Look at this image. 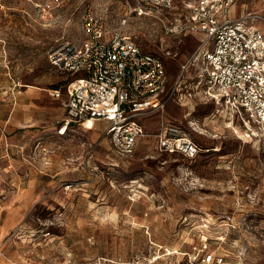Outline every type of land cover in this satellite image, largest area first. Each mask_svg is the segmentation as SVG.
Segmentation results:
<instances>
[{
    "label": "rangeland",
    "instance_id": "obj_1",
    "mask_svg": "<svg viewBox=\"0 0 264 264\" xmlns=\"http://www.w3.org/2000/svg\"><path fill=\"white\" fill-rule=\"evenodd\" d=\"M231 8L264 16V0H236ZM89 9L105 16L108 29L127 16L125 0H68L48 18L24 0H8L0 19V264L129 258L150 241L182 252L197 243L264 264V143L243 123L215 113L213 103L176 98L141 118L146 136L130 157L113 152L104 123L64 126L65 100L50 91L73 77L49 52L83 41ZM252 23L264 32V20ZM123 31L163 59L171 83L203 37L167 34L159 20L139 15ZM162 120L193 138L198 156L160 152ZM179 262L186 264L182 254L155 264Z\"/></svg>",
    "mask_w": 264,
    "mask_h": 264
},
{
    "label": "built area",
    "instance_id": "obj_2",
    "mask_svg": "<svg viewBox=\"0 0 264 264\" xmlns=\"http://www.w3.org/2000/svg\"><path fill=\"white\" fill-rule=\"evenodd\" d=\"M7 1L0 0V19ZM24 1L48 18L68 0ZM235 3L236 0H125L127 16L112 29L107 28L102 13L86 10L83 41L79 45L66 41L49 52L51 63L73 77L64 89L50 91L53 97L66 94L64 126L73 121L93 129L96 123H104L103 135L113 152L130 157L146 136L141 118L164 112L177 98L183 105L215 104V113L223 111L231 121H240L247 134L262 138L264 143V32L252 23L264 20V16L245 12L233 17L231 7ZM132 15L159 20L167 34L203 36L181 62L174 83L170 82L163 59L144 51L123 31ZM156 138L160 152L192 159L201 151L181 127L164 120ZM180 254L186 264H247L197 243L182 252L154 241L129 258L97 255L69 264H155Z\"/></svg>",
    "mask_w": 264,
    "mask_h": 264
},
{
    "label": "crops",
    "instance_id": "obj_3",
    "mask_svg": "<svg viewBox=\"0 0 264 264\" xmlns=\"http://www.w3.org/2000/svg\"><path fill=\"white\" fill-rule=\"evenodd\" d=\"M234 7V6H233ZM232 9V8H231ZM245 12H248V11H245V10H243L242 12H240V13H237V11L236 10H231V15L233 16V17H237V16H240L241 14H243V13H245ZM188 55H186L184 58H183V60L181 61V62H183L184 60H185V58L187 57ZM181 62H180V64H181ZM68 75L69 76H71L70 75V73H68ZM72 77V76H71ZM32 87H35V86H32ZM54 89H57V88H54ZM59 89H62V88H59ZM64 89V88H63ZM53 97V96H52ZM54 99H57V100H59V99H62V98H64V100L66 101V94H65V92L62 94V96L61 97H53ZM65 103V102H64ZM64 117H63V119L65 120L66 119V116H67V114H66V107H65V104H64ZM81 123V122H80ZM86 128V127H85ZM95 128H96V124H95V126H94V130H95ZM68 129V128H67ZM87 129V128H86ZM89 130V129H88ZM64 134V133H63ZM60 135H62V134H60ZM26 200H29V201H31L32 199H33V195L32 194H27V196H26V198H25Z\"/></svg>",
    "mask_w": 264,
    "mask_h": 264
},
{
    "label": "bare ground",
    "instance_id": "obj_4",
    "mask_svg": "<svg viewBox=\"0 0 264 264\" xmlns=\"http://www.w3.org/2000/svg\"><path fill=\"white\" fill-rule=\"evenodd\" d=\"M66 127V126H65ZM64 128V127H63ZM59 133H61V134H63V133H65V130H61V131H59Z\"/></svg>",
    "mask_w": 264,
    "mask_h": 264
}]
</instances>
